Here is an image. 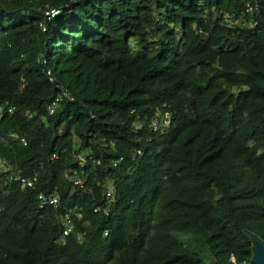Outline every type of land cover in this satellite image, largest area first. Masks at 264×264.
<instances>
[{
    "label": "trees",
    "instance_id": "1",
    "mask_svg": "<svg viewBox=\"0 0 264 264\" xmlns=\"http://www.w3.org/2000/svg\"><path fill=\"white\" fill-rule=\"evenodd\" d=\"M0 108V264L254 263L264 0H0Z\"/></svg>",
    "mask_w": 264,
    "mask_h": 264
},
{
    "label": "built area",
    "instance_id": "2",
    "mask_svg": "<svg viewBox=\"0 0 264 264\" xmlns=\"http://www.w3.org/2000/svg\"><path fill=\"white\" fill-rule=\"evenodd\" d=\"M35 3H39L40 0H34ZM40 11L41 9L38 8ZM60 13L59 10L56 9H50L48 6H45V9L43 11V14L47 20H50L51 18H54ZM50 76V74H48ZM52 81V79H51ZM63 96L67 99H71L67 94H63ZM60 98H55L47 107L48 114H53L55 112L56 106L59 103ZM133 115L136 116V119L138 121L139 127L141 126V121L139 119L141 118V115L137 113V111L132 110L131 112ZM0 114H1V108H0ZM147 116H144L146 118ZM171 123V115L165 105H163L162 108H155L150 112V119H149V129H151L154 133H162L165 129L169 127ZM140 129V128H139ZM139 155H141V151L137 152ZM54 158V157H53ZM51 158V160H53ZM122 158L118 162H120ZM4 167V164L2 162L1 156H0V171ZM15 177L13 178L14 181L20 182L22 187H32V182L23 177L20 173H15ZM75 186L82 187V181L80 179H77L73 183ZM104 189V197L107 202V207L104 209V214L107 216L109 213V207L115 200V186L113 181H109L108 183L103 184ZM38 199L40 202V207H47V206H54L56 207L58 205L59 199L57 195H44L43 193H40L38 195ZM99 209H95L94 212H97ZM79 217L78 214L75 213V210H68L66 214L62 217L61 222L63 225V233L62 238L68 237L70 234L74 231V223H73V217ZM80 239V237L78 238Z\"/></svg>",
    "mask_w": 264,
    "mask_h": 264
},
{
    "label": "water",
    "instance_id": "3",
    "mask_svg": "<svg viewBox=\"0 0 264 264\" xmlns=\"http://www.w3.org/2000/svg\"><path fill=\"white\" fill-rule=\"evenodd\" d=\"M255 260L253 264H264V245L255 241Z\"/></svg>",
    "mask_w": 264,
    "mask_h": 264
},
{
    "label": "rangeland",
    "instance_id": "4",
    "mask_svg": "<svg viewBox=\"0 0 264 264\" xmlns=\"http://www.w3.org/2000/svg\"><path fill=\"white\" fill-rule=\"evenodd\" d=\"M160 19V17H158Z\"/></svg>",
    "mask_w": 264,
    "mask_h": 264
}]
</instances>
